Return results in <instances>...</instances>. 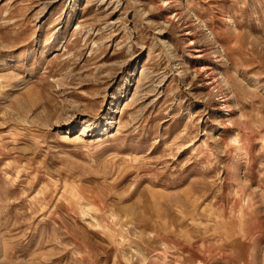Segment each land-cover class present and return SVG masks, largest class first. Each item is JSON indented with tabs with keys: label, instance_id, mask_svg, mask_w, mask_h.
<instances>
[{
	"label": "rangeland",
	"instance_id": "rangeland-1",
	"mask_svg": "<svg viewBox=\"0 0 264 264\" xmlns=\"http://www.w3.org/2000/svg\"><path fill=\"white\" fill-rule=\"evenodd\" d=\"M0 264H264V0H0Z\"/></svg>",
	"mask_w": 264,
	"mask_h": 264
}]
</instances>
